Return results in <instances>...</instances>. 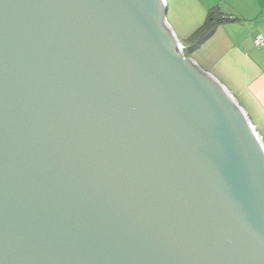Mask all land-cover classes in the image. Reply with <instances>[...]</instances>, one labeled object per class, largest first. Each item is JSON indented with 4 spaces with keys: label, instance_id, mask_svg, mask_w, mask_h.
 <instances>
[{
    "label": "water",
    "instance_id": "1",
    "mask_svg": "<svg viewBox=\"0 0 264 264\" xmlns=\"http://www.w3.org/2000/svg\"><path fill=\"white\" fill-rule=\"evenodd\" d=\"M166 13L0 0V264H264V142Z\"/></svg>",
    "mask_w": 264,
    "mask_h": 264
},
{
    "label": "crops",
    "instance_id": "2",
    "mask_svg": "<svg viewBox=\"0 0 264 264\" xmlns=\"http://www.w3.org/2000/svg\"><path fill=\"white\" fill-rule=\"evenodd\" d=\"M214 2L228 19L219 23L202 44L205 49L199 56L203 69L231 92L264 142V40L259 45L254 42L257 35L264 39V0ZM207 9L195 27L203 23Z\"/></svg>",
    "mask_w": 264,
    "mask_h": 264
},
{
    "label": "rangeland",
    "instance_id": "3",
    "mask_svg": "<svg viewBox=\"0 0 264 264\" xmlns=\"http://www.w3.org/2000/svg\"><path fill=\"white\" fill-rule=\"evenodd\" d=\"M195 2L199 3L200 6ZM214 3V0H166V20L182 45L185 47L190 45L189 35L197 28L195 25H198L201 21L204 10L214 6ZM204 47L202 46L199 50L188 53V57L195 60L202 68L204 63L199 56V52L201 50L203 52Z\"/></svg>",
    "mask_w": 264,
    "mask_h": 264
},
{
    "label": "trees",
    "instance_id": "4",
    "mask_svg": "<svg viewBox=\"0 0 264 264\" xmlns=\"http://www.w3.org/2000/svg\"><path fill=\"white\" fill-rule=\"evenodd\" d=\"M226 19L228 18L222 16V13L217 6L208 8L203 23L189 35V41H191V44L188 47L183 45L185 55L189 56V52L200 48L213 34L216 26Z\"/></svg>",
    "mask_w": 264,
    "mask_h": 264
},
{
    "label": "built area",
    "instance_id": "5",
    "mask_svg": "<svg viewBox=\"0 0 264 264\" xmlns=\"http://www.w3.org/2000/svg\"><path fill=\"white\" fill-rule=\"evenodd\" d=\"M263 36L262 35H257L255 38H254V42L255 44L259 45V44H262L263 43Z\"/></svg>",
    "mask_w": 264,
    "mask_h": 264
}]
</instances>
